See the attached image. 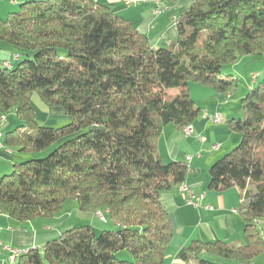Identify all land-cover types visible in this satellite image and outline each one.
<instances>
[{"label":"trees","instance_id":"trees-1","mask_svg":"<svg viewBox=\"0 0 264 264\" xmlns=\"http://www.w3.org/2000/svg\"><path fill=\"white\" fill-rule=\"evenodd\" d=\"M19 6L0 18V48L17 61L0 67V115L14 110L21 122L3 132L19 160L0 176V213L23 223L75 200L116 227H70L14 264H164L173 227L159 195L182 184L188 166L163 162L157 141L166 124L183 128L198 117L190 83L233 95L241 80L222 70L264 61V0H192L175 15V39L158 48L95 0ZM255 75L241 115L225 121L240 141L207 171L210 189L240 190L245 241L191 240L179 252L184 264H250L264 250V67ZM169 88L177 89L170 99ZM33 94L69 122L39 125ZM121 251L131 260L117 259Z\"/></svg>","mask_w":264,"mask_h":264},{"label":"crops","instance_id":"crops-1","mask_svg":"<svg viewBox=\"0 0 264 264\" xmlns=\"http://www.w3.org/2000/svg\"><path fill=\"white\" fill-rule=\"evenodd\" d=\"M23 1L25 0H9L7 5L0 2V15L4 11L14 10L17 3L20 4ZM95 1L110 5L117 15L129 20L139 32L148 37L154 48L167 46L171 40L175 39V15L192 3V0H178L175 3H169L166 0H147L128 4L123 0ZM157 9L161 11L156 12ZM0 49L3 50V48ZM9 54L10 60L17 63L13 55L10 52ZM1 57L3 63L9 61V56L1 55ZM240 62L226 72L242 79L240 85L243 87L236 94H227L224 98L223 94L214 93L210 87L189 84L191 98L200 100L197 103L199 115L191 124L192 133L184 136L181 128L169 123L163 127L157 141V150L163 162L180 161L188 166L184 182L159 195L161 205L170 217L173 227L171 241L166 247L164 264H184L179 258V252L191 240L245 241L244 221L237 209L240 202V190L236 187L221 192L210 189L207 173L208 168L217 159L227 151L229 152L240 141L239 134L228 129L225 121L230 117L241 115L238 99L254 85L256 79L252 76L259 72L252 70L248 75L245 73L246 67L245 69L242 67L243 60ZM207 97L211 101L204 100ZM49 109L59 115L63 113V110L58 107ZM205 112L219 113L222 117L221 122L214 123L203 117ZM214 145L218 148L213 149ZM4 147L3 149L6 150ZM8 156L5 152H0V173L2 174L9 167L11 159ZM191 202H197V204L194 205ZM206 205L212 206V209H207ZM64 212L61 210L52 217L35 218L23 223L0 213V264H14L17 258L9 263V253L2 248L3 244L23 251L30 248L41 250L48 240L58 237L63 231L73 227V213ZM259 228L264 240V223H261ZM212 259L215 262L218 260L215 257ZM226 263L237 264L234 261ZM250 264H264V250Z\"/></svg>","mask_w":264,"mask_h":264},{"label":"rangeland","instance_id":"rangeland-1","mask_svg":"<svg viewBox=\"0 0 264 264\" xmlns=\"http://www.w3.org/2000/svg\"><path fill=\"white\" fill-rule=\"evenodd\" d=\"M0 2L4 3L5 5H7L9 0H5V1H1L0 0ZM19 5L20 4L17 3V5H16L14 10L2 12V14L0 15V18H4L9 12L18 11L19 7H20ZM1 55L7 56V57L9 56V63L12 66L16 65V62H14L13 60H10L9 51H7L5 49H3V50L0 49V67H4L3 58L1 57ZM262 67H264V61L253 62V63L249 64L248 66H246V72L245 73H247L249 75V73L252 70L260 71V69H262ZM243 69H245V67ZM228 71H229V67L228 68L226 67V68H224L222 70V73L229 74V73H226ZM233 77H235V76H233ZM241 81H242V79H241ZM192 84H196V83H192ZM198 85L206 87L204 85H200V84H198ZM242 87H243L242 85H239V89L238 90H240ZM210 88L213 90L214 93H217L212 87H210ZM176 91H177L176 88L167 89L166 90L167 98L168 99L172 98L174 96V94L176 93ZM219 94H223L224 98L227 95V94H224V93H219ZM195 99L196 100H193V101H195L194 105L196 107H199L197 103L200 102V100H199V98H195ZM240 99H238L239 100V102H238L239 111H240ZM204 100L211 101V99L209 97L205 98ZM30 103H31V106H32V108H33V110L35 112L36 122L39 125L49 126V127H53V128H58V127H61V126L65 125V124H67L69 122V118L64 113H61L59 115V114L55 113L54 110L50 111L49 107H47L41 101V99L38 97L37 94H33V96L31 97ZM240 114H241V112H240ZM4 115L7 118V122H6V124H5L4 128H3L4 131L12 130L13 128H15L16 126L21 124V122L16 117V114H15L14 110H10L9 112H7V114H4ZM237 117H239V116H237ZM234 118H236V116ZM229 119H231V117L228 118L227 120H229ZM226 127H227V125H226ZM181 129L183 130V128H181ZM235 146H233V147H235ZM2 151H4V150H2ZM24 155L28 156V154H24ZM8 157L11 159V161L9 163V167L4 172V174H8V173L11 172V170H12V160L13 159L14 160L17 159V158H14L11 155H9ZM17 160H19V158ZM1 175H2V173H0V176ZM62 210H63V212L65 211L64 213H70V212L73 213L72 222H73L74 226L89 225V226H91L94 229L95 233H97V234H99L102 230H110V229H114L116 227L115 224L112 221H110V219L107 217L106 214H104V216L106 218V221H102L97 213L80 210L78 208L77 201H75V200H69L66 203H64L63 206H62ZM116 258L119 259V260H123V259L131 260V256L126 251H121V253L116 254ZM226 262L230 263L231 260L218 258L216 263L217 264H227ZM232 264H234V263H232Z\"/></svg>","mask_w":264,"mask_h":264},{"label":"built area","instance_id":"built-area-1","mask_svg":"<svg viewBox=\"0 0 264 264\" xmlns=\"http://www.w3.org/2000/svg\"><path fill=\"white\" fill-rule=\"evenodd\" d=\"M123 1L128 4V3H134V2H144V1H147V0H123ZM160 11H161V9H157L156 10V12H160ZM14 57H16V56H14ZM4 63H7L8 64L7 61H5ZM255 76L256 75L253 74L252 77L255 78ZM203 117L212 120L214 123H220L221 120H222V117H221V115L219 113L208 114V113L205 112ZM6 121H7V118L0 119V132L3 130L2 127L4 126V124L6 123ZM182 132H183V135L184 136H189L192 133V125L190 124V125L184 126ZM201 140H203V138ZM217 148H218L217 145H214L213 146V149H217ZM2 150H4V149L0 147V152ZM3 152H5L7 155H11L13 151L11 149V150H4ZM191 204L196 205L197 202H191ZM205 207L207 209H212V206H210V205H206ZM99 217L103 221V215L101 214V215H99ZM2 248H9L8 261L10 263L12 257L16 256V250H18V248L12 247V246H10L8 244H5V245L3 244L2 245Z\"/></svg>","mask_w":264,"mask_h":264},{"label":"bare ground","instance_id":"bare-ground-1","mask_svg":"<svg viewBox=\"0 0 264 264\" xmlns=\"http://www.w3.org/2000/svg\"><path fill=\"white\" fill-rule=\"evenodd\" d=\"M5 64L8 65L7 63H5ZM2 118H6V116H5L4 114H1V115H0V119H2ZM2 139H3V131L0 132V147H1V148L4 147V145H3V143H2ZM4 148H6V147H4ZM6 150H11V149L6 148ZM98 215H101V214L98 213ZM103 219H104V218H103ZM4 249H5L6 251H8V253H9V248H4ZM22 253H24L23 250H20V249L16 250V256L12 257V259H14V258L20 256ZM12 259H11V260H12Z\"/></svg>","mask_w":264,"mask_h":264}]
</instances>
